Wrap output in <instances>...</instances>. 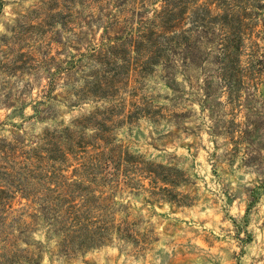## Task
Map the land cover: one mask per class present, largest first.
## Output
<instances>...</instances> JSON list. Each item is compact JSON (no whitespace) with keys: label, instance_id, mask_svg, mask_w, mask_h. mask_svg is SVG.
<instances>
[{"label":"rangeland","instance_id":"obj_1","mask_svg":"<svg viewBox=\"0 0 264 264\" xmlns=\"http://www.w3.org/2000/svg\"><path fill=\"white\" fill-rule=\"evenodd\" d=\"M91 15L88 0H0V189L11 205L0 210V264H264V90L239 109L227 108L209 52L171 75L158 67L142 79H122L113 100H79L75 91L99 67L84 58L82 67L66 70L70 56L100 38L103 24H89ZM111 107L118 112L112 142L179 171L176 191L191 204L123 190L115 209L134 224L140 243L114 239L64 257L41 217L30 218L24 197L35 194L16 188L10 161L45 132ZM134 108L138 116L127 118ZM231 122L235 132L226 134ZM80 134L74 143L86 151L74 149L62 163L66 178L77 177L81 164L91 166L95 147L105 145L94 124Z\"/></svg>","mask_w":264,"mask_h":264},{"label":"trees","instance_id":"obj_2","mask_svg":"<svg viewBox=\"0 0 264 264\" xmlns=\"http://www.w3.org/2000/svg\"><path fill=\"white\" fill-rule=\"evenodd\" d=\"M88 3L92 10L89 24H103L102 33L98 42H90V48L70 56L71 68L66 71L82 67L85 58L99 67L101 75L96 72L83 80L81 89L75 91L79 100H113L120 90V80L142 79L158 67L171 75L176 67L196 64L198 55L206 58L209 52L213 53V79L225 95L227 108L241 107L261 88L264 90V0ZM207 79L203 90L206 97L211 85ZM119 100L123 104L124 99ZM138 112L134 108L126 116H138ZM117 114L114 107L96 110L74 121L72 127L45 132L38 142L21 150L23 155L10 161V174L18 178L16 188L35 194L24 197L32 205L29 209L34 215L30 218L41 217L48 232L56 237L57 252L64 257L105 246L114 239L140 243L134 224L118 218L115 209L119 205L116 195L123 190L147 194L148 200L155 202L191 204L188 195L176 191L183 181L179 171L154 165L112 142L110 132ZM88 124H94L103 135L104 141H98L105 145L95 147L91 166L81 164L73 171L77 177L66 178L62 163L74 149L86 151L80 143H74V135H81ZM230 124L232 129L223 127L226 134L235 132L234 123ZM143 181H147V187ZM5 192L0 189V210L6 212L11 205L10 198L2 197Z\"/></svg>","mask_w":264,"mask_h":264}]
</instances>
